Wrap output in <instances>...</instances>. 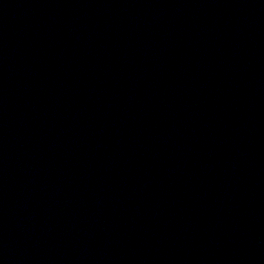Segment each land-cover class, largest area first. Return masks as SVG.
<instances>
[{"label":"water","instance_id":"water-1","mask_svg":"<svg viewBox=\"0 0 264 264\" xmlns=\"http://www.w3.org/2000/svg\"><path fill=\"white\" fill-rule=\"evenodd\" d=\"M0 264H264V0H0Z\"/></svg>","mask_w":264,"mask_h":264}]
</instances>
